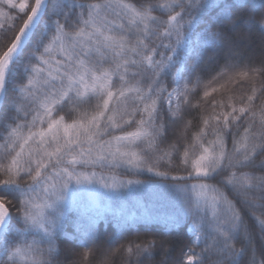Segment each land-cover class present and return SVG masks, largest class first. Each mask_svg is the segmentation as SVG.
I'll return each instance as SVG.
<instances>
[{
    "label": "snow or ice",
    "instance_id": "snow-or-ice-1",
    "mask_svg": "<svg viewBox=\"0 0 264 264\" xmlns=\"http://www.w3.org/2000/svg\"><path fill=\"white\" fill-rule=\"evenodd\" d=\"M0 264H264V0H0Z\"/></svg>",
    "mask_w": 264,
    "mask_h": 264
},
{
    "label": "trees",
    "instance_id": "trees-1",
    "mask_svg": "<svg viewBox=\"0 0 264 264\" xmlns=\"http://www.w3.org/2000/svg\"><path fill=\"white\" fill-rule=\"evenodd\" d=\"M143 179H147V177H142ZM160 202H161V204H163L165 201H164V198L163 197H161L160 198ZM104 229H103V226H101V231H103ZM144 229H141V231H143ZM63 247H64V250H65V252H66V254H69V255H71L72 254V249H73V244L69 241V242H65V244L63 245Z\"/></svg>",
    "mask_w": 264,
    "mask_h": 264
},
{
    "label": "rangeland",
    "instance_id": "rangeland-1",
    "mask_svg": "<svg viewBox=\"0 0 264 264\" xmlns=\"http://www.w3.org/2000/svg\"><path fill=\"white\" fill-rule=\"evenodd\" d=\"M149 198H151V197H149Z\"/></svg>",
    "mask_w": 264,
    "mask_h": 264
}]
</instances>
